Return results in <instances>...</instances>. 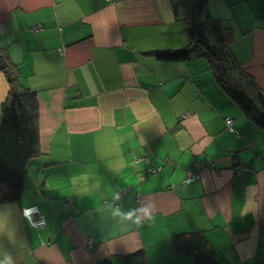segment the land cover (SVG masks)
<instances>
[{
	"label": "crops",
	"instance_id": "obj_1",
	"mask_svg": "<svg viewBox=\"0 0 264 264\" xmlns=\"http://www.w3.org/2000/svg\"><path fill=\"white\" fill-rule=\"evenodd\" d=\"M186 1L0 0V52L36 95L39 135L20 199L0 203V264H264V129L193 47ZM206 11L264 95V0ZM8 90L0 70V122Z\"/></svg>",
	"mask_w": 264,
	"mask_h": 264
},
{
	"label": "trees",
	"instance_id": "obj_2",
	"mask_svg": "<svg viewBox=\"0 0 264 264\" xmlns=\"http://www.w3.org/2000/svg\"><path fill=\"white\" fill-rule=\"evenodd\" d=\"M209 0H187L186 34L194 46H201L202 57L209 62L216 82L238 104L248 120L264 129V95L254 79L241 68L230 52L231 32L206 11ZM163 61H183L190 48L178 51H154ZM0 70L9 90L2 105L0 122V203L16 202L23 190L27 164L39 153L36 124L37 106L34 92L21 85L17 65L0 52ZM181 237V236H180ZM180 237L174 239L179 246ZM175 246V247H176ZM190 249L184 247L183 251ZM125 264H148L143 252L129 256Z\"/></svg>",
	"mask_w": 264,
	"mask_h": 264
},
{
	"label": "built area",
	"instance_id": "obj_3",
	"mask_svg": "<svg viewBox=\"0 0 264 264\" xmlns=\"http://www.w3.org/2000/svg\"><path fill=\"white\" fill-rule=\"evenodd\" d=\"M38 27L34 28V31H37ZM225 126H226V130L229 133L235 134L237 137H239V133L236 130L235 126H234V121L231 118H226L224 120ZM150 172H155V170H152ZM149 173V172H148ZM151 174V173H150ZM143 180V179H142ZM192 178L191 177H187L185 179V182H191ZM129 191V190H128ZM126 192V191H125ZM124 192V193H125ZM22 215L28 220V222L30 223V225L35 228V229H40L45 227L46 225V221L45 219L39 214L37 207L32 206V207H25L22 209Z\"/></svg>",
	"mask_w": 264,
	"mask_h": 264
},
{
	"label": "clouds",
	"instance_id": "obj_4",
	"mask_svg": "<svg viewBox=\"0 0 264 264\" xmlns=\"http://www.w3.org/2000/svg\"><path fill=\"white\" fill-rule=\"evenodd\" d=\"M257 207H258V206H257ZM145 214L148 215L149 213L146 211ZM128 219H131V217H128Z\"/></svg>",
	"mask_w": 264,
	"mask_h": 264
}]
</instances>
